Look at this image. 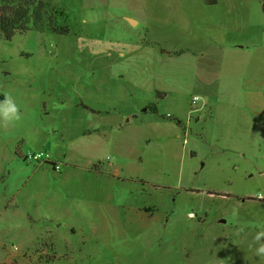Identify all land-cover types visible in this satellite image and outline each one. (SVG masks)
<instances>
[{"label": "rangeland", "instance_id": "obj_1", "mask_svg": "<svg viewBox=\"0 0 264 264\" xmlns=\"http://www.w3.org/2000/svg\"><path fill=\"white\" fill-rule=\"evenodd\" d=\"M51 1L0 38V264H264V0Z\"/></svg>", "mask_w": 264, "mask_h": 264}, {"label": "trees", "instance_id": "obj_2", "mask_svg": "<svg viewBox=\"0 0 264 264\" xmlns=\"http://www.w3.org/2000/svg\"><path fill=\"white\" fill-rule=\"evenodd\" d=\"M57 10L51 0H0V38L11 40L17 31L27 32L31 27L67 33V27L55 23Z\"/></svg>", "mask_w": 264, "mask_h": 264}, {"label": "crops", "instance_id": "obj_3", "mask_svg": "<svg viewBox=\"0 0 264 264\" xmlns=\"http://www.w3.org/2000/svg\"><path fill=\"white\" fill-rule=\"evenodd\" d=\"M228 2L232 3V0H228ZM220 4H221V0H189V2L186 4L187 11L192 12L193 10L198 8L199 10L203 11L204 13L203 18L198 19L196 17H191V18H187L186 20L163 22L162 29L164 31L165 30L167 31L176 30L177 31L181 27L191 29L193 26H196V25L205 27L206 29H212L214 27H218L221 20H223V19H220V17L222 16V13L218 9ZM128 19L130 20L131 17H129ZM132 19L134 20L135 23H138L136 19L134 18ZM194 40L195 39H193L192 37H189L187 41H185L183 44L188 45L187 47H196L197 45L194 42H192ZM207 47H208L207 45H204V49ZM169 49H173V50L167 51L169 54L176 53L174 51L175 49L178 50L175 47H170ZM179 51L183 52L184 50L181 49ZM198 64L205 65V67L203 68L204 69L203 74H204V79H207L208 82L217 80L221 77L222 75L221 69H223V67L220 68L221 65H223L221 57L209 59V56L203 57L202 55V57H200L199 59ZM237 93L239 97H240L239 94L243 95L241 89H237ZM247 95L248 94L245 93L244 96H247ZM5 193H6V189H4L2 194H0L1 200L7 199V195Z\"/></svg>", "mask_w": 264, "mask_h": 264}, {"label": "clouds", "instance_id": "obj_4", "mask_svg": "<svg viewBox=\"0 0 264 264\" xmlns=\"http://www.w3.org/2000/svg\"><path fill=\"white\" fill-rule=\"evenodd\" d=\"M0 117L9 122L18 121L21 118L19 108L10 95H5V99L0 101ZM261 236H264V232L257 233L254 239L259 241ZM256 255L264 257V243H260L259 247L256 248Z\"/></svg>", "mask_w": 264, "mask_h": 264}, {"label": "built area", "instance_id": "obj_5", "mask_svg": "<svg viewBox=\"0 0 264 264\" xmlns=\"http://www.w3.org/2000/svg\"><path fill=\"white\" fill-rule=\"evenodd\" d=\"M198 100H199V96H195L194 99L192 100V104H195V102H197ZM30 158L34 159V160L43 159L44 161L51 162L50 155L48 153H43V152L36 153V154L32 155V157H30ZM54 169L59 170L60 166L54 164Z\"/></svg>", "mask_w": 264, "mask_h": 264}]
</instances>
